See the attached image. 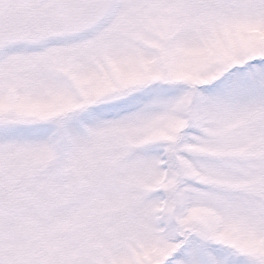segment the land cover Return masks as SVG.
Here are the masks:
<instances>
[{
    "label": "snow or ice",
    "instance_id": "1",
    "mask_svg": "<svg viewBox=\"0 0 264 264\" xmlns=\"http://www.w3.org/2000/svg\"><path fill=\"white\" fill-rule=\"evenodd\" d=\"M0 264H264V0H0Z\"/></svg>",
    "mask_w": 264,
    "mask_h": 264
}]
</instances>
